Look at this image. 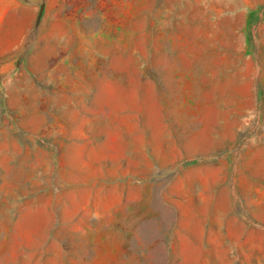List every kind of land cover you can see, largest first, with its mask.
I'll return each mask as SVG.
<instances>
[{"label": "rangeland", "instance_id": "obj_1", "mask_svg": "<svg viewBox=\"0 0 264 264\" xmlns=\"http://www.w3.org/2000/svg\"><path fill=\"white\" fill-rule=\"evenodd\" d=\"M0 264H264V0H0Z\"/></svg>", "mask_w": 264, "mask_h": 264}]
</instances>
